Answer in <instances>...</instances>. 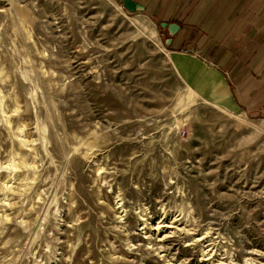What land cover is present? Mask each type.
Masks as SVG:
<instances>
[{"label":"rangeland","instance_id":"1","mask_svg":"<svg viewBox=\"0 0 264 264\" xmlns=\"http://www.w3.org/2000/svg\"><path fill=\"white\" fill-rule=\"evenodd\" d=\"M0 264H264V120L122 0H0Z\"/></svg>","mask_w":264,"mask_h":264},{"label":"crops","instance_id":"2","mask_svg":"<svg viewBox=\"0 0 264 264\" xmlns=\"http://www.w3.org/2000/svg\"><path fill=\"white\" fill-rule=\"evenodd\" d=\"M133 1L196 96L264 120V0Z\"/></svg>","mask_w":264,"mask_h":264},{"label":"water","instance_id":"3","mask_svg":"<svg viewBox=\"0 0 264 264\" xmlns=\"http://www.w3.org/2000/svg\"><path fill=\"white\" fill-rule=\"evenodd\" d=\"M123 7L129 12V13H137V12H143L145 11V7L135 3L133 0H122Z\"/></svg>","mask_w":264,"mask_h":264},{"label":"bare ground","instance_id":"4","mask_svg":"<svg viewBox=\"0 0 264 264\" xmlns=\"http://www.w3.org/2000/svg\"><path fill=\"white\" fill-rule=\"evenodd\" d=\"M161 230H162V228H161Z\"/></svg>","mask_w":264,"mask_h":264}]
</instances>
